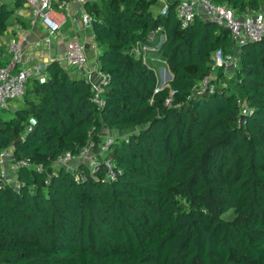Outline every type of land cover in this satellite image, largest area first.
Returning <instances> with one entry per match:
<instances>
[{
  "label": "trees",
  "instance_id": "trees-1",
  "mask_svg": "<svg viewBox=\"0 0 264 264\" xmlns=\"http://www.w3.org/2000/svg\"><path fill=\"white\" fill-rule=\"evenodd\" d=\"M238 13L264 0H213ZM21 0L0 3V37ZM158 0H86L99 70L109 74L103 104L60 60L31 78L0 120V147L13 145L18 186L0 181V264H264V37L234 47L228 31L200 16L182 26ZM171 80L132 51L158 42ZM217 48L238 56L218 69L214 90L194 88L211 73ZM225 73H229L226 77ZM176 94L170 104V90ZM111 135L93 173L55 165ZM41 167V171H37ZM83 173V179H76Z\"/></svg>",
  "mask_w": 264,
  "mask_h": 264
},
{
  "label": "built area",
  "instance_id": "built-area-1",
  "mask_svg": "<svg viewBox=\"0 0 264 264\" xmlns=\"http://www.w3.org/2000/svg\"><path fill=\"white\" fill-rule=\"evenodd\" d=\"M21 1L23 7L30 11V24L35 26L40 22L46 29V35L43 38L47 47L50 48L53 39L63 43L64 56L60 61L63 62V65L72 68L76 74L89 83L92 101L97 105H102L104 102L102 94L109 74L99 70L97 66L92 64L98 50L91 26L92 16L84 7L86 0ZM71 2L76 4L74 17H70L72 22L87 33L82 37L75 35L64 37L61 33L58 35V30H60L64 21L59 20L58 16L65 17L67 15L53 13L52 8L65 10L66 13L71 15L68 10ZM158 3V10L161 15H166L173 4L175 15L182 26H187L195 16H200L204 20L225 28L234 47H240L245 42L257 41L264 37V8L238 13L226 4L215 3L213 0H158ZM160 31L161 28L157 27L149 34V39L152 40L159 33L158 42L149 44L137 41L132 51L158 76L162 84H166L171 80V76L166 70L167 62L160 56L152 54L153 51L158 50L165 38V35ZM4 51L7 55L5 61L3 54L0 52V107L2 108H5L10 101L20 99L24 95L27 83L31 78L43 81L46 76V64L36 60L37 58L35 57V59L27 51L22 40L6 42ZM211 58L213 61L211 73L194 86L199 91L212 92L214 90L213 74L218 69L231 71L237 67L238 56L225 53L222 48H217ZM33 59H35L34 62ZM51 60L53 59L47 58V62ZM156 62H161L163 66L157 69L152 68L150 64ZM161 83L156 85L155 91L163 87ZM175 94L176 90L171 89L165 103L170 104ZM112 141L113 137L111 135H106L104 141L97 146L92 141H88L76 153L66 151L59 154L54 163L55 165L68 167L69 170H72L79 163H84L89 172L93 173L100 160H102L107 177L113 179L117 171L114 170L112 162L106 157L109 144ZM6 164L8 165L7 168H5ZM29 165V162L24 159H14L12 144L0 147V181L18 186L16 177L10 175V169L15 172L19 166ZM37 171H41V167H37ZM84 177L83 173L75 174L76 179H83Z\"/></svg>",
  "mask_w": 264,
  "mask_h": 264
},
{
  "label": "crops",
  "instance_id": "crops-1",
  "mask_svg": "<svg viewBox=\"0 0 264 264\" xmlns=\"http://www.w3.org/2000/svg\"><path fill=\"white\" fill-rule=\"evenodd\" d=\"M1 3V1H0ZM69 15L66 13L67 16H65V23L62 24L60 31L61 34L64 37H70V36H78L82 37L86 35L85 31H82L80 27H78L77 24L72 22V18L74 17L73 14H75L76 10V4L74 2H71L69 4ZM16 14L18 16V19H11L10 23L4 30L3 34L0 37V52L3 54L4 61L6 60L7 55L4 51V45L6 42L11 40H17L23 42V45L25 48H27V51L33 55V57L38 60L42 61L45 64H47V58L50 57L52 59L61 60L64 56V45L63 43H60L57 39H53L50 48L47 47V45L44 42V36L46 35V29L42 26V24L39 22L37 25L33 26L30 24V11L23 7V5L16 10ZM60 14V13H58ZM62 17V16H60ZM64 18V17H63ZM69 28V29H68ZM88 32V31H87ZM93 58V57H92ZM33 59V62L35 61ZM94 59V58H93ZM93 61V62H92ZM92 64L94 66H97L94 60H92ZM63 63V62H62ZM171 76V75H170ZM161 83V82H160ZM162 84V83H161ZM163 86L166 84H162ZM106 135H116L119 132L115 131H104Z\"/></svg>",
  "mask_w": 264,
  "mask_h": 264
},
{
  "label": "rangeland",
  "instance_id": "rangeland-1",
  "mask_svg": "<svg viewBox=\"0 0 264 264\" xmlns=\"http://www.w3.org/2000/svg\"><path fill=\"white\" fill-rule=\"evenodd\" d=\"M0 1H1V2L6 1L7 3H12L13 0H0ZM158 7H159V3H156L155 5H153L152 10H153V11H156V10L158 9ZM52 12H53V13H56V14L61 13V14H63V15H66L65 10H60V9H58V8H56V7H53V8H52ZM58 17H59V20H64V21L62 22V24L65 23V21H66V20H65V17H64V18H63V17H60V16H58ZM68 29H69V28H68ZM59 33H61L60 30H58V35H59ZM54 37H55V35H54ZM150 66H151L152 68L157 69L158 67L163 66V64H162L161 62H156V63H151ZM166 70L168 71L167 66H166ZM151 71H152V70H151ZM152 72H153V71H152ZM153 73H154V72H153ZM168 73L170 74L169 71H168ZM154 74H155V73H154ZM155 75H156V74H155ZM170 75H171V74H170ZM225 76L228 77V76H229V73H225ZM156 78H157V84H159L161 81H160V79L158 78L157 75H156ZM157 84H156V85H157ZM166 84H167V83H166ZM18 105H19V102H18L17 100H14V101H10V102L7 104V106H6L5 108L0 107V120H1V119H8V118L10 117V114L7 113V112H3L2 109H11V110H14ZM7 167H8V165L6 164L5 168H7ZM14 173H15V172H13V170L10 169V175H11L12 177L15 176Z\"/></svg>",
  "mask_w": 264,
  "mask_h": 264
}]
</instances>
